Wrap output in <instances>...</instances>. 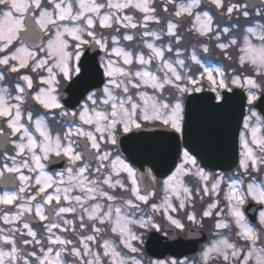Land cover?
Returning a JSON list of instances; mask_svg holds the SVG:
<instances>
[{"label":"snow or ice","instance_id":"snow-or-ice-1","mask_svg":"<svg viewBox=\"0 0 264 264\" xmlns=\"http://www.w3.org/2000/svg\"><path fill=\"white\" fill-rule=\"evenodd\" d=\"M0 264H264V0H0Z\"/></svg>","mask_w":264,"mask_h":264},{"label":"flooded vegetation","instance_id":"flooded-vegetation-1","mask_svg":"<svg viewBox=\"0 0 264 264\" xmlns=\"http://www.w3.org/2000/svg\"><path fill=\"white\" fill-rule=\"evenodd\" d=\"M207 239H209V234L207 232H205L204 235H203V237L202 238H199V242L198 243H196L195 245L189 244V247L190 248L194 247L195 251L198 252L199 249H200V247H201V245L204 244L207 241ZM185 241L188 242L187 239H185ZM185 254L186 255H194V252H192V251H186Z\"/></svg>","mask_w":264,"mask_h":264},{"label":"water","instance_id":"water-1","mask_svg":"<svg viewBox=\"0 0 264 264\" xmlns=\"http://www.w3.org/2000/svg\"><path fill=\"white\" fill-rule=\"evenodd\" d=\"M185 244H188V246H189V243L187 241H185Z\"/></svg>","mask_w":264,"mask_h":264}]
</instances>
